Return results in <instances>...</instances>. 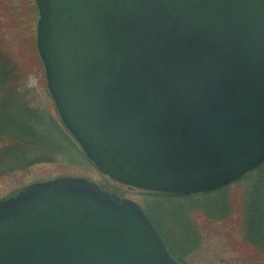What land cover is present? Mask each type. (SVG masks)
<instances>
[{"label":"water","instance_id":"1","mask_svg":"<svg viewBox=\"0 0 264 264\" xmlns=\"http://www.w3.org/2000/svg\"><path fill=\"white\" fill-rule=\"evenodd\" d=\"M60 120L98 173L193 196L264 162V0H34ZM0 264H178L146 214L86 179L0 200Z\"/></svg>","mask_w":264,"mask_h":264},{"label":"rangeland","instance_id":"2","mask_svg":"<svg viewBox=\"0 0 264 264\" xmlns=\"http://www.w3.org/2000/svg\"><path fill=\"white\" fill-rule=\"evenodd\" d=\"M37 21L34 0H0V49L14 56L26 75L24 101L32 109L27 114L46 118L50 125L44 126L46 132L40 131V124L35 123L38 120L30 117L35 131L22 144L26 151L0 157V199L38 182L85 178L137 204L180 264H264V252L255 251L246 242L250 207L257 200L259 187L263 191L260 201L264 220V164L247 178L205 198H162L105 179L87 163L61 125L37 55ZM37 136L42 143L36 141ZM215 208L227 213L218 218L221 221L212 214Z\"/></svg>","mask_w":264,"mask_h":264},{"label":"trees","instance_id":"3","mask_svg":"<svg viewBox=\"0 0 264 264\" xmlns=\"http://www.w3.org/2000/svg\"><path fill=\"white\" fill-rule=\"evenodd\" d=\"M8 53L0 49V157L10 156L13 152H25L26 150L23 149L22 144L33 137L35 123L40 124L41 127L37 128H41L40 131L46 132L44 126H50L46 122V118L41 116L32 117L27 114L32 109L28 101H24L27 98L25 97L27 93L23 91L25 87L23 80L26 75L23 73L20 63ZM30 117L38 121L34 123L30 121ZM36 141L43 142L38 136ZM261 191L260 187L259 189L256 188L255 197L257 200L254 202V198V204L250 207V225L246 233V242L258 252H264V220L261 219L262 206L260 201L263 191ZM216 192L205 193L201 197L205 198ZM158 196L162 198L192 199L191 197ZM212 214L219 221H221V219H218L219 217L224 218L227 215L225 211H219V208H215Z\"/></svg>","mask_w":264,"mask_h":264}]
</instances>
